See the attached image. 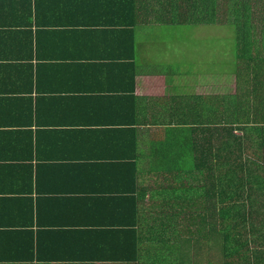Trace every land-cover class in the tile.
<instances>
[{
  "label": "crops",
  "instance_id": "1",
  "mask_svg": "<svg viewBox=\"0 0 264 264\" xmlns=\"http://www.w3.org/2000/svg\"><path fill=\"white\" fill-rule=\"evenodd\" d=\"M130 1L0 0V264H134L132 230L154 213L172 239L206 187L192 157L179 176L193 135L163 127L172 96L224 97L204 79L225 68L177 80L156 31L200 25L139 24Z\"/></svg>",
  "mask_w": 264,
  "mask_h": 264
},
{
  "label": "trees",
  "instance_id": "2",
  "mask_svg": "<svg viewBox=\"0 0 264 264\" xmlns=\"http://www.w3.org/2000/svg\"><path fill=\"white\" fill-rule=\"evenodd\" d=\"M130 5L139 24L153 16L166 25L207 24L228 32L225 81L233 79L235 86L224 97L172 96L174 124L163 128L193 135L187 143L179 141V176L192 157L203 166L200 181L206 187L194 190V204L188 211L182 205L183 217L170 222L172 239L155 237L163 222L154 213L140 233L132 230L136 250L143 251L132 263L264 264V0H131Z\"/></svg>",
  "mask_w": 264,
  "mask_h": 264
},
{
  "label": "rangeland",
  "instance_id": "3",
  "mask_svg": "<svg viewBox=\"0 0 264 264\" xmlns=\"http://www.w3.org/2000/svg\"><path fill=\"white\" fill-rule=\"evenodd\" d=\"M224 32L226 40L225 35H220V28L211 25L195 26L194 29H190L188 26L187 29L179 26L161 28L156 31V38L159 40L156 46L158 50L157 56L161 59L169 57L170 60L164 62L171 65L174 64V66L179 68L177 72L181 75V79L177 78V80L187 79L184 72L187 69V64H190L196 72L201 70L206 74H208L209 70L213 74L218 72V69L224 71V68V72H229V65L227 66V62L224 64V59L228 56H226L225 47H230L231 36L225 30ZM218 37L220 40L217 39ZM218 58L221 60L219 61ZM196 79L199 80L198 77ZM192 80L195 81L194 78ZM218 80L220 85H222V80H224L225 94L234 92L233 79L225 81L222 76L219 78H211L210 76L209 79L205 78L204 83L208 82L209 85L204 92L217 94V88H215L214 83Z\"/></svg>",
  "mask_w": 264,
  "mask_h": 264
}]
</instances>
